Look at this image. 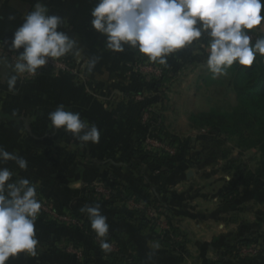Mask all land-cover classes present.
Returning a JSON list of instances; mask_svg holds the SVG:
<instances>
[{
  "label": "crops",
  "instance_id": "0c3cea01",
  "mask_svg": "<svg viewBox=\"0 0 264 264\" xmlns=\"http://www.w3.org/2000/svg\"><path fill=\"white\" fill-rule=\"evenodd\" d=\"M38 2L48 7L49 15L65 20L58 30L77 41L76 48L66 55L72 62L77 61V68L84 77L75 82L65 76L42 75L32 80H23L20 76L15 89L9 91L7 80L13 74L11 63L0 59V147L28 162L26 170H21L13 161L0 162V167L19 171L20 177L15 180L28 179L37 185L39 196L46 197L58 208L69 209L88 223L90 220L81 208L98 204L101 213L107 217L109 231L122 233L125 255L134 253L140 264H207L214 259L218 248L240 237L234 217L223 215L226 207L222 205L221 195L231 182V175L222 164L227 143H218L205 131L192 129L188 123L184 125L176 120L168 123L170 115H163L168 133L179 136V130L184 134L188 132L176 160L178 170L165 179H150L165 187L162 201L177 221L179 242L164 247L148 231L139 233L133 223L114 221L109 208L84 198L82 187L96 178L110 175L128 180L125 160L131 154L136 138L148 133L138 122L139 108L131 95V91L139 86L134 73L146 57L129 46H125L122 53L107 49L106 37L91 26V11L98 0H0V43L11 48L14 31ZM10 16L15 19L10 20ZM202 43L207 44V40ZM16 52L22 53L23 48ZM167 62L176 74L171 87L182 73L192 74L195 81L190 82L195 90L202 82L208 83L207 88L222 86L218 78L210 77L207 52L199 45L169 55ZM201 72L208 73L210 79H202ZM188 101L191 102L189 97L184 98L182 104L186 106ZM59 105L65 110L79 112L81 119L90 125L95 124L100 130L99 142L82 144L71 134L53 129L48 115ZM197 144L198 149L190 148ZM32 169L39 170V174L33 176ZM188 171L193 172L190 179L186 178ZM200 184L204 188L214 187V193L189 195L188 191L196 190ZM245 197L247 195L241 196L238 203L249 202L250 198ZM37 224L36 232L40 237L36 257L22 253L10 258L6 264H73L69 254L59 247L68 239L82 240V236L65 228L54 230L50 225ZM215 224H219L218 230H214ZM52 230L53 237L50 236ZM48 236L53 239L47 240ZM156 242L160 247L154 251L151 245Z\"/></svg>",
  "mask_w": 264,
  "mask_h": 264
},
{
  "label": "clouds",
  "instance_id": "9594fccd",
  "mask_svg": "<svg viewBox=\"0 0 264 264\" xmlns=\"http://www.w3.org/2000/svg\"><path fill=\"white\" fill-rule=\"evenodd\" d=\"M262 9L264 0H98L91 11V26L106 37L108 50L122 53L129 46L160 65L167 64L169 55L199 45L207 52L208 69L217 77L234 64L250 68L257 55L264 56V37L253 42L249 34L264 23ZM48 13L46 5L36 3L14 31L11 50L23 48V52L9 65L13 73L7 80L9 91L15 89L18 77H36L50 60L76 48L77 41L58 30L65 20ZM204 39L207 44L202 43ZM48 119L53 129L71 134L82 144L100 140L95 124L63 105L50 112ZM8 161L27 169L26 159L0 147V162ZM12 177L8 168L0 167V264L22 253L36 257L39 244L35 222L42 204L37 185L28 179L13 182ZM81 212L87 214L101 249L109 251V225L100 206L86 205ZM151 247L155 251L160 245L156 242Z\"/></svg>",
  "mask_w": 264,
  "mask_h": 264
},
{
  "label": "trees",
  "instance_id": "16d2710c",
  "mask_svg": "<svg viewBox=\"0 0 264 264\" xmlns=\"http://www.w3.org/2000/svg\"><path fill=\"white\" fill-rule=\"evenodd\" d=\"M261 15L264 16V9H262ZM249 34L252 36L253 42L264 37V32L253 31ZM142 65H151L159 69L161 74L156 76L137 73L139 86L131 91V95H142L145 90L148 92L146 96L143 95L142 101L133 100L139 108L138 122L146 132H151V137L157 138L173 148L175 153L170 155L161 149L144 144L145 134L140 135L136 138L132 152L124 163L128 180L114 175L107 178H96L86 183L82 192L85 199L95 200L109 208L114 221H129L139 229V233L148 231L161 245L171 247L177 245L178 238H180L177 221L173 218L168 206H165L162 201L166 194L165 187L158 186V182L155 181L165 179L178 170L176 160L178 154L183 150L184 142L179 136L168 133L164 125L156 124L157 114L150 111L151 119L146 125L141 124V117L145 111L150 109L152 101L155 100L149 90L160 88L162 95L165 85L170 83L176 74L168 62L166 65H160L158 61L153 62L146 57L142 61ZM229 70L231 79L228 87L235 95L236 105L229 113L211 111L192 114L189 116L190 127L205 131L218 143H232V149H238L241 155L249 150H254L257 153L258 161L254 169L239 160H237L239 164L235 165L237 161L234 159L226 165L225 169L231 175V182L221 195V200L222 205L227 207L240 201L241 196L263 195V198L257 202L255 198L253 199L255 203L264 205V56L257 55L250 68H242L238 64H234ZM148 172L149 174H147ZM151 177L156 180H150ZM94 184H99L108 190L110 196L105 197L95 192ZM38 195L39 189H37ZM38 200L40 201V199ZM48 202L44 200L41 204L54 213L61 209L74 223H62L41 210L36 221L45 225L64 227L69 231H76L82 236V240L72 238L65 241L67 246L79 253V256L73 257V264H140L134 253L129 256L125 255L126 245L121 232L115 230L108 232L107 242L114 250L103 251L100 247V240L92 231L90 223L69 209L58 208ZM130 202L141 204L145 208H152L156 218H161L166 222L167 229L159 230L146 216L145 210L132 208L129 205ZM248 237L234 238L232 241L226 242L215 251L214 259L209 260L207 264H264V250L254 256L240 253L242 247L250 246ZM72 256L68 255L71 259Z\"/></svg>",
  "mask_w": 264,
  "mask_h": 264
},
{
  "label": "rangeland",
  "instance_id": "374dc122",
  "mask_svg": "<svg viewBox=\"0 0 264 264\" xmlns=\"http://www.w3.org/2000/svg\"><path fill=\"white\" fill-rule=\"evenodd\" d=\"M254 31L255 32H264V23H262L260 29L254 30ZM143 60L144 59H142V61ZM142 61L140 62V64L142 63ZM72 66L77 68V61H73ZM144 66H146V65H142V66L140 65L137 68L136 73H134L136 77H137V73H140V72L144 73L146 75L152 74V75L160 76V75H157L158 73H154L152 70H147V68ZM141 69H143V70H141ZM229 71H230L229 68H227L226 73L224 75L216 77L219 80L218 82L222 83V86L218 84L217 89L213 88V87L207 88L208 83L205 84L204 82H202V83L198 84V90L197 89L195 90L194 85L191 84V82L195 81V79L193 80V78H192V74L189 75L188 73L187 74L182 73L178 77L179 78L178 82L174 81V83L172 84V87L170 85V83H172V82L165 85V89L163 90L162 95L160 94V92L162 91V89H160V88L149 90V91H151L152 96L155 97V100H153V101H156L155 103L152 102V104H151L150 109H151L152 113H155L158 115V122L162 125H165L162 116L163 115H168V116L170 115L169 116L170 118H168V120H167L168 123H170V121L176 120L180 124L187 125V123H188L189 126H190L189 116L192 114L207 113V112H211V111L219 112V113H221V112L222 113H229L232 110V108L236 105L235 95L233 92L230 91V89L228 87L230 79H231V75H230ZM80 72H81V70H80ZM80 72H79V74H76L75 76L72 74L63 75V76L72 78L75 82H80V80H82L84 77V74H82ZM209 74H210V77L213 76V74L211 72ZM209 74L201 72L200 77L202 79H205L208 81L210 79ZM42 75L43 76L44 75L50 76V77H57L54 74H42ZM42 75H39V76H42ZM38 77H36V78H38ZM21 78L23 80H26L25 78H23V76H21ZM137 79H138V77H137ZM187 85H189L190 87H188ZM147 94H148V92H146V90H145L142 92L141 97L143 98V95L146 96ZM135 97H137V96L136 95L132 96V99L135 100ZM161 97H163V98H161ZM188 97L191 100V102H189V101L186 102L187 104H186V106H184L182 104V100H184V98H188ZM167 122H166V124H167ZM177 133H179L180 134L179 137L182 140H184V138L187 137L188 132L186 131V134H184L183 131L179 130ZM148 136L151 137V132H149V131L147 134H145L144 139L147 138ZM198 145L199 144H197V146L191 145L190 148L192 147L194 149V147H195V150H196V149H198ZM213 146H216V145H213ZM224 147H226V150L224 151L225 157H224L223 162H222L223 166H226L231 160L234 159L236 161L239 160L242 163H247L248 167L251 169H254L256 167V163L258 161V155L254 150L245 151L241 155L240 154L241 152L238 149H234V150L232 149L233 148L232 143H227ZM209 148H211L213 150V147H209ZM231 151H233V152H231ZM237 164H239L238 161L236 162L235 165H237ZM32 170H34V171H32L33 176H37L40 172L39 170H35V169H32ZM10 171L13 173L12 180H15L18 177H20L19 173H18L19 171H13V170H10ZM15 181H17V180H15ZM199 186L200 187H196V190L193 188L190 191H188V192H190L189 195L204 194V193L208 194V193H211L212 189L214 188L212 186H207L204 188V187H202L201 184ZM84 187L85 186H83L82 188H84ZM197 188L200 190H197ZM213 191H212V193H214ZM245 198H247V199L250 198L249 202L244 203V204L235 202L233 205H230L229 207H226L224 209L225 212L223 215H225L224 216L225 218L228 215L234 217L233 222L235 225H237L239 227L240 231H239L238 235H240L241 238H247L249 236L248 241L250 242V246L242 247L240 249V253L242 255L250 254L251 256H254V255H257L259 251L264 250V205L254 203L255 200L253 198H255L256 202H257L259 199L263 198V195L262 196L256 195V197H254L253 195H247V197H245ZM37 199H40L41 202L44 200L49 201L46 199V197H44V196L41 197V195L40 196L38 195ZM48 203L52 204L53 202L49 201ZM54 206H55V204H54ZM41 211L48 213L49 215H51V217L53 219H55L57 221H61L62 223L70 222V219L64 214V211H62L61 209H59V212L54 213V212L49 211V209L43 204ZM52 213H54V214L52 215ZM242 222L244 223V225ZM37 223H40V222L36 221L35 224H37ZM221 224L226 226V224L224 222H222ZM218 226H219V224H215L213 226L214 230H218ZM52 227L54 228V230H55V228H58L55 225H53ZM61 228H64V227H61ZM248 230L250 231L249 233H251L250 235L247 232ZM37 234L38 233L36 232V236L39 239L40 236H38ZM50 236L51 237L54 236L53 230H52V233H50ZM42 237H44V235ZM51 239H53V238H50L48 236L47 240H51ZM59 248L60 249L63 248V250H65L67 252V254H69L71 256L73 255L72 257L78 256L77 255L78 252L76 250H74L72 247L66 246V244H63Z\"/></svg>",
  "mask_w": 264,
  "mask_h": 264
},
{
  "label": "built area",
  "instance_id": "2783aa9c",
  "mask_svg": "<svg viewBox=\"0 0 264 264\" xmlns=\"http://www.w3.org/2000/svg\"><path fill=\"white\" fill-rule=\"evenodd\" d=\"M18 55H19V53H17L16 51H12L10 47L0 43V59H6L11 64H14L15 60H16V56H18ZM68 57H69L68 55H65L64 57H61V58L56 59L54 61L50 60L47 65H45L44 67H42L41 69L38 70V76L42 75V74H54L56 76H63V75H68V74H72L75 76L76 74H79L81 69L79 67L76 68V67L72 66L73 62ZM144 67H146L147 70H152L154 73H158L157 75L161 74L159 69H156L151 65H146ZM141 70H143V69H141ZM38 76H36V77H38ZM36 77H30V76H27V74H25L23 76V78H25L26 80H32ZM136 96H137V97H135L136 101H142L143 100L141 95H136ZM150 111H151V109H148L147 111H145L143 113V115L141 117V124L146 125V123L149 121V119H151V116L149 114ZM156 124H159L158 119L156 120ZM144 144H146L150 147L156 148V149H161V150L169 153L170 155H173L175 153V150L173 148L165 145L159 139L154 138V137L148 136L147 138H145ZM93 190L95 192L105 196V197L110 196V192L108 190L104 189L99 184H94ZM129 205L134 209L145 210L146 216L152 220V223L156 227H158L159 230L164 231L167 229L166 222L161 218L157 219L155 211L152 208H149V207L145 208L141 204H135L132 202H130ZM53 214L54 213H52V215ZM70 222L74 223L71 220H70ZM70 222H67V223H70ZM99 243H101V241H99ZM112 250H114V248L111 246L110 251H112ZM77 255L79 256V253Z\"/></svg>",
  "mask_w": 264,
  "mask_h": 264
},
{
  "label": "water",
  "instance_id": "95a60500",
  "mask_svg": "<svg viewBox=\"0 0 264 264\" xmlns=\"http://www.w3.org/2000/svg\"><path fill=\"white\" fill-rule=\"evenodd\" d=\"M192 175H193V172L192 171H188L187 174H186V178L190 179Z\"/></svg>",
  "mask_w": 264,
  "mask_h": 264
}]
</instances>
